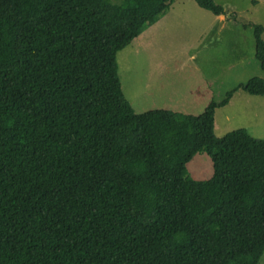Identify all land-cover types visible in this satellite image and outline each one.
<instances>
[{"label":"trees","instance_id":"16d2710c","mask_svg":"<svg viewBox=\"0 0 264 264\" xmlns=\"http://www.w3.org/2000/svg\"><path fill=\"white\" fill-rule=\"evenodd\" d=\"M173 1L0 0V264L259 263L264 139L214 122L264 76L198 114L136 112L122 87L117 53ZM202 151L213 174L195 179Z\"/></svg>","mask_w":264,"mask_h":264},{"label":"rangeland","instance_id":"374dc122","mask_svg":"<svg viewBox=\"0 0 264 264\" xmlns=\"http://www.w3.org/2000/svg\"><path fill=\"white\" fill-rule=\"evenodd\" d=\"M214 1L225 9L222 18L195 0H174L156 23L117 53L122 87L136 112L166 108L198 114L201 107L204 110L211 100H220L238 83L264 76L255 55L254 36L255 25L264 27V0ZM247 95L250 98L240 111L249 120L252 102L259 104L264 96ZM229 102L215 110L214 130L218 136L236 124L223 127L221 121V109L230 115L236 110V105ZM258 109L264 118V106ZM242 118L237 114L233 119ZM249 130L264 139L261 119ZM187 169L193 178L206 179L213 174V163L202 151L187 163ZM258 264H264V254Z\"/></svg>","mask_w":264,"mask_h":264},{"label":"crops","instance_id":"0c3cea01","mask_svg":"<svg viewBox=\"0 0 264 264\" xmlns=\"http://www.w3.org/2000/svg\"><path fill=\"white\" fill-rule=\"evenodd\" d=\"M218 16L220 18L223 17L222 14H220ZM172 86H174V85L172 84ZM247 94L246 93H241L240 90L235 92L234 96L232 97V99L229 102L231 104L236 105V110H235V112L232 115H230V113L226 109H221L220 110L221 111V121H222L223 127L230 125L231 122H235L236 124L233 126V128H231V130L243 127L245 129H247L248 132H250L249 129H251L255 124L259 123L260 119L262 120V122H264L263 115L261 114V111L258 109V107L264 106V99L260 100L259 104H256V103L252 102V104H251L252 107H249V112H250V119L249 120L246 119V116H245L244 112L242 113L240 111L241 107L247 102V97L250 98V96H248ZM259 96H264V94L263 95H259ZM251 98L252 99H256V98H253V97H251ZM204 105H206L205 102H204ZM202 109H203V107L200 108L199 113L203 111ZM237 114L242 115L243 118L242 119H233L234 116L237 115ZM215 118L217 119L216 115H215ZM217 135H218V133H217ZM219 136H221V135H219ZM254 137H256V136H254ZM257 138L263 139V136H258Z\"/></svg>","mask_w":264,"mask_h":264}]
</instances>
